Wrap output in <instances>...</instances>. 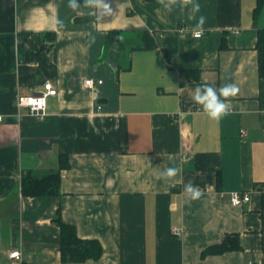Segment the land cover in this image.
<instances>
[{"label": "crops", "instance_id": "1", "mask_svg": "<svg viewBox=\"0 0 264 264\" xmlns=\"http://www.w3.org/2000/svg\"><path fill=\"white\" fill-rule=\"evenodd\" d=\"M196 2L193 18L157 0H111L113 16L97 20L68 0H0V264L11 251L24 264H63L59 210L81 239L103 246L81 264H264V9L255 16L258 0ZM111 32L119 39L108 44ZM46 83L58 94L44 119L17 107ZM202 83L239 88L219 121L191 99ZM61 154L70 168L60 169ZM167 167L182 173L157 179ZM58 171L59 196L22 195L23 177ZM189 180L203 193L197 201L183 194ZM234 191L251 201L233 206ZM227 234L240 235L242 251L201 258Z\"/></svg>", "mask_w": 264, "mask_h": 264}, {"label": "trees", "instance_id": "2", "mask_svg": "<svg viewBox=\"0 0 264 264\" xmlns=\"http://www.w3.org/2000/svg\"><path fill=\"white\" fill-rule=\"evenodd\" d=\"M156 1V0H148ZM264 9V0H258L254 11L257 16ZM119 39L118 32L109 34L108 44H112ZM256 49L258 52L259 77L264 79V29L259 30L257 35ZM60 169L70 168V159L67 155L59 156ZM61 175L60 171L52 172L43 176L26 175L21 182V192L29 197H51L60 195ZM264 198V193H263ZM60 210L57 212L55 223L60 229L59 251L63 264H81L89 260H99L103 255V246L98 240L81 239L75 226L64 223L61 219ZM240 235L227 234L222 242L209 246L201 253V258L208 256L223 255L227 252L242 251Z\"/></svg>", "mask_w": 264, "mask_h": 264}, {"label": "clouds", "instance_id": "3", "mask_svg": "<svg viewBox=\"0 0 264 264\" xmlns=\"http://www.w3.org/2000/svg\"><path fill=\"white\" fill-rule=\"evenodd\" d=\"M157 2L168 12H171L174 8L190 9L193 18L196 17L201 8L196 0H157ZM67 6L73 11L86 8L89 10V14L95 16L97 20L111 17L114 14L111 0H68ZM52 23L57 29L65 26L63 20L58 16L53 19ZM205 23L206 17L200 15L195 26L192 28V34L195 38H199L202 35ZM238 93L239 88L236 84H225L216 88L208 83H202L192 90L191 99L202 108L209 119L219 121L222 117L228 115L231 110L230 98L235 97ZM181 173L182 169L180 167H167L159 173L157 179L173 181ZM182 191L189 201H197L203 195L193 180L187 181L183 185Z\"/></svg>", "mask_w": 264, "mask_h": 264}, {"label": "built area", "instance_id": "4", "mask_svg": "<svg viewBox=\"0 0 264 264\" xmlns=\"http://www.w3.org/2000/svg\"><path fill=\"white\" fill-rule=\"evenodd\" d=\"M183 32H185V30L181 29V33ZM203 36H204V32L199 38H202ZM98 84H102V81H99ZM84 86L88 89H95L96 83L92 79H87L84 81ZM57 94L58 91L53 87V85L51 83H46L44 86V90L42 92H39L31 97L19 98L17 101V107L19 109L22 108L27 109L30 115L38 119H44L46 117L48 98L52 96H56ZM195 108L196 109H192V110L193 111L200 110L198 107ZM3 119L4 117L0 115V123L3 122ZM241 133L243 136H246L247 134L246 131H241ZM184 161H187V158H185ZM229 201L233 206L240 207L245 203H249L251 201V196L241 191H234L229 194ZM173 233L176 236L181 237L183 231L175 229L173 230ZM6 256L9 259L10 264H24L21 251H11L6 253ZM248 264H262V263L260 261L256 262L254 260H251L248 262Z\"/></svg>", "mask_w": 264, "mask_h": 264}]
</instances>
